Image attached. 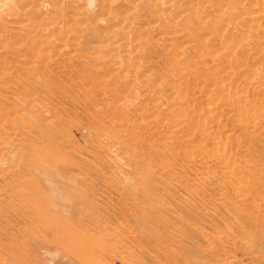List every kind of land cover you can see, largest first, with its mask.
Instances as JSON below:
<instances>
[{
  "label": "bare ground",
  "instance_id": "bare-ground-1",
  "mask_svg": "<svg viewBox=\"0 0 264 264\" xmlns=\"http://www.w3.org/2000/svg\"><path fill=\"white\" fill-rule=\"evenodd\" d=\"M190 49L196 59H188ZM154 50L159 60L165 57L170 69L176 68L184 87L193 73L195 89L209 99L214 119L203 117L200 108L174 115V110L191 106L195 98L187 102L181 93L183 102L177 103L172 90L163 107L159 96L152 98L150 111L160 116L158 123L136 121L145 106H131L133 98L128 96L136 84H147L146 75L139 78L147 67L141 68L134 58ZM208 59L209 71L197 70ZM172 78L168 82L174 87ZM120 80L125 82L123 90L118 88ZM88 93L94 98H89L92 101L86 109L100 108L97 118L91 115L105 127L100 130L104 136L111 138L105 141L103 137V144L94 142L121 165H135L137 173L146 175L149 156H161L173 161L172 168L197 163L203 171L213 169L224 175L220 184L225 192L220 197L202 191L197 200L199 186L191 187L189 181L180 186L186 206L179 222L186 225L191 218H210L216 213L221 222L229 223L228 234L221 236L197 227L179 230L175 240L186 246L190 261L197 252L222 261L234 246L264 248V0H0V216L14 209L12 199L18 195L35 199L44 194L40 183L27 179L32 171L42 173L55 188L69 191L68 174L92 164L86 151L77 149L79 154H71L63 149L64 141H58L61 131L56 129L61 114L56 106L67 99L88 98ZM223 116L235 120L244 133L236 140L237 153ZM172 120L176 123L167 128ZM214 124L220 128L215 130ZM145 130L146 136H165L162 148L155 138L148 145ZM222 132L229 141H224ZM117 148L121 152L116 155ZM237 156L251 158L242 165ZM150 167L145 177H151ZM150 184L141 185L140 193H148ZM144 206L148 226L161 236L169 232L173 238L163 210H155L148 201ZM246 236L248 242H242ZM56 241L66 243L63 238ZM72 242L71 247L84 251L77 239Z\"/></svg>",
  "mask_w": 264,
  "mask_h": 264
},
{
  "label": "rangeland",
  "instance_id": "rangeland-1",
  "mask_svg": "<svg viewBox=\"0 0 264 264\" xmlns=\"http://www.w3.org/2000/svg\"><path fill=\"white\" fill-rule=\"evenodd\" d=\"M233 40H236V38H233ZM156 54L154 50L152 54L148 55L146 53L140 58H134V61H139L138 64L140 63L141 68L146 69L147 67V71L140 75L139 78L143 79L146 75L145 79L148 85L146 84L145 87L143 86L144 84H136L131 93H129L130 96L128 98L130 100L133 98L132 102L130 101L131 106H145L143 113L139 117L133 116L131 118V123L134 118H136V121L139 119V123L141 122L140 120H145L146 122L149 120L147 123H158L160 116L157 113L153 115L150 111V106L153 103L152 98L159 96L162 102L160 107H163L166 104L165 97L172 90L174 91L173 97L175 96L176 102L178 101L177 103L183 102L180 101L179 97L181 93L185 94L184 100L187 102L193 97L195 98V100L192 99L191 106L174 110V115L177 113L182 114L185 111L190 112L191 108L195 110L200 108L201 114L204 115L203 117L206 116L209 119L212 117L214 119L215 114L211 112L213 108L210 105L211 103H209V99L200 94L198 89H195V81L192 80L194 79L193 73L190 74L192 76H189L190 80L184 87L176 68L171 67L170 69L168 60L165 57L159 60ZM187 55L189 60L196 59L195 52L192 49L188 51ZM225 63L224 60L223 65L220 64V69H218L222 70ZM210 65L211 61L208 59V64L203 65L200 63L197 66V70L205 74L206 70L207 72L209 71L207 67ZM83 73L87 74L88 72L84 71ZM170 77H173L172 79H174L176 86L171 87L168 82ZM112 80L113 78H111ZM120 81L118 88L123 90L125 82L123 80ZM156 84H160L159 89L155 88ZM88 94L90 96L88 98L84 97L78 101L67 99L64 100V105L56 106L61 111L59 124H57L56 129L61 131L58 141H64L63 143L66 144H62L64 146L63 149L69 150L71 154L77 149L86 151L93 161L92 164L82 165L68 174L65 181L70 184L69 191L55 188L53 183L48 182L42 173L37 174V171H32L33 175L27 174V179L42 185L44 194H37L35 199L18 195L12 199L14 209L11 208V212L6 209V215L0 216V244L5 246L1 247L0 245V264H264V248L261 249L258 246H254L251 249L234 246L225 252V259L222 261L214 260L205 254L197 252L193 254L195 256L190 261L186 246L175 240L179 230L188 231L192 227H197L212 236H221L228 234L229 223L223 219L221 222L216 213L208 215L210 218H204L205 216H201L200 219L191 218L192 222L186 225L179 222L182 212L184 213V206H186V203L181 198L183 192L180 186L187 181L191 183V187L199 186L198 198L195 197V194L190 193L197 200H200L199 197L201 198L200 195L204 191L212 196L220 197L221 193L225 192L223 190L225 188H222L223 186L220 184L224 179V175L213 169L212 171H203L202 167L200 168L197 163L193 164V167H189L187 163H179L172 168L173 161L161 156H149L148 160L150 163L148 162L145 167L148 168L145 171L146 175H150L148 172L150 173L149 167L151 166V177H145L146 175H142V172L137 173L135 165L131 164L130 167L125 163L121 165V163L117 162V158L109 157L110 155L106 152H101L102 150L100 151L99 146L96 145L97 142H94L98 140L103 144L111 138L108 135L104 136L103 131H100L105 130L103 124L98 123L97 120L95 121L97 118L96 114L100 111V108L90 107L89 110L86 109L85 106L89 104L90 99L93 100L94 98L93 96L91 97L90 93ZM83 96H85V93ZM95 98L97 99V96ZM91 114L96 118H93ZM223 119L228 124L227 131L231 133L229 140L232 143V150L237 153L236 140L239 136L243 138L244 133L237 126L235 120L230 121L226 116H223ZM146 122H141V124L145 125ZM168 123H166L167 126ZM175 123L176 120H172L169 127L165 126L170 128ZM214 128L217 130L220 126L214 124ZM145 132V138L147 139L148 137V145H151L154 141L153 138H155V140L157 139L156 145L159 144L157 146L162 148L160 144L166 141L165 136L163 138V136L157 134V136L151 137L149 135L146 136L148 132L146 130ZM222 134L224 141H227L225 133L222 132ZM103 137L105 141L102 139ZM105 137H108V139ZM68 139H70L69 142H67ZM50 148L53 150L52 147ZM120 152L117 148L113 153L117 155ZM76 154H79V152L76 151ZM167 155L169 154L167 153ZM237 158H240L236 159L238 163L243 165L246 164L244 161L251 157H246V159L242 157L243 160L241 157L237 156ZM210 162L211 165H216L214 161L210 160ZM169 166L171 169H169ZM197 168H199V172ZM73 171L75 173H72ZM245 177H250V175ZM146 181L147 185L151 183L149 186L151 187L152 185V187L148 193H140V189H142L143 184H146ZM140 186L141 188H138ZM46 195L49 196L48 199L50 201L48 202H45ZM145 201H148L155 210H163L164 215L167 217L164 222H167L169 226L167 229L173 231V238H171L172 236L169 232L161 236L155 231L156 228L152 229L148 226L150 220L145 213ZM147 236L151 237V240H146ZM161 237L162 239H160ZM58 238H63L66 243L56 241ZM74 238L83 244L85 249L82 253L70 246ZM243 238H246V240L242 239V242H248L247 236ZM227 239L225 238L223 241L227 245L233 246L227 242ZM48 251L50 252L48 253Z\"/></svg>",
  "mask_w": 264,
  "mask_h": 264
}]
</instances>
